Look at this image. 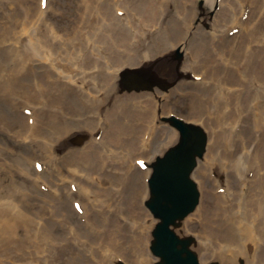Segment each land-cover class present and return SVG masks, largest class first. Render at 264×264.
Returning <instances> with one entry per match:
<instances>
[{"label": "bare ground", "instance_id": "obj_1", "mask_svg": "<svg viewBox=\"0 0 264 264\" xmlns=\"http://www.w3.org/2000/svg\"><path fill=\"white\" fill-rule=\"evenodd\" d=\"M32 1L0 0V264H151L148 248L159 224L144 208L148 197L155 198L147 181L154 161L180 140L175 129L160 122L172 114L174 100L184 104V119L202 124L211 135L196 176L216 205L200 208L218 216L239 205L250 188L264 191V175L248 176L247 158H231L233 166L211 169L227 139L219 132L225 116L213 128L201 121L202 101L222 114L227 95L254 111L243 127L252 145L258 149L256 141L264 138V83L257 98L237 89L222 92L210 81L224 72L229 85L239 82L233 66L211 67L206 49L240 22L227 0L220 1L219 11L202 17L196 29L195 18L182 29L171 16L181 8L197 15L200 0H80L68 23L54 24L48 20L50 13L60 15L52 7L54 0H47L45 9H36ZM252 1L258 0H243L241 11ZM64 5L60 3V11ZM257 16L264 18L262 11ZM263 45L254 47L264 56ZM176 52L183 55L182 62L173 60ZM49 62L56 71L47 67ZM134 67L146 69L143 73L153 83H145L154 85L139 91L130 83V91L121 87L122 72ZM254 73L264 81V68L255 67ZM154 80L165 83V90ZM137 105L143 111H136ZM120 150H125L124 159L115 158ZM17 153L33 168L24 176L3 177ZM143 159L145 170L137 165ZM37 163H42L41 171ZM209 170L215 173L210 184L202 181ZM224 175L233 181L229 184ZM127 182L135 186L133 201ZM219 189L225 193L219 195ZM79 201L83 214L74 206ZM250 206L251 199L246 208ZM132 212L138 218L135 227L129 222ZM224 232L231 246L216 249L210 263L233 264L243 258L246 264H264V227L242 221L239 229L226 227Z\"/></svg>", "mask_w": 264, "mask_h": 264}, {"label": "rangeland", "instance_id": "obj_2", "mask_svg": "<svg viewBox=\"0 0 264 264\" xmlns=\"http://www.w3.org/2000/svg\"><path fill=\"white\" fill-rule=\"evenodd\" d=\"M65 3L64 9H60V3ZM220 1L221 0H200L197 3V15H195L189 9H180L179 14H174L171 16V21L179 28H187L195 18V24L193 29L197 28L199 22L202 20V17L206 16L208 12L211 10H220ZM33 5L36 9H45L43 7V0H33ZM230 6L234 7V15L235 17H241L240 22L232 25V31L228 32L225 37H223L220 41H211L208 45V49L210 54V65L213 68L219 66L220 63L223 66H233L235 70V76L238 78L239 82L235 86L229 85L226 82L225 73L221 72L219 75H216L210 79L212 84L218 87V89L222 90V92H227V89L233 90H241L243 95L248 93H252L254 97L260 98L263 95L262 85L264 81H262L256 73H254L255 67H262L264 68V56L258 53V51L254 46H261L264 44V18L259 15L260 11L264 14V0L252 1L250 3V7L245 11H241V5L243 4V0L239 1H228L227 2ZM80 0H54L52 2L53 9H57L60 13L59 16H55L54 14L50 13L48 16V20L50 23H68L70 19L76 14V11L79 9ZM45 5L47 7V0H45ZM79 16H78V23H79ZM78 23L76 28H78ZM75 28V27H74ZM247 28V30H246ZM243 32L241 33V31ZM246 30V32H245ZM60 34L62 35V30L60 29ZM237 37V42L233 40L234 37ZM51 41V38L49 39ZM264 47V45H263ZM58 50V47L56 48ZM57 53L54 55L56 56ZM180 56V59H178ZM174 61L182 62L183 55L179 52H176L173 56ZM47 67L51 71H56V65L53 62H49ZM135 73L141 72L140 70L144 71L146 69H139L137 67L132 68ZM127 72V71H125ZM155 76V75H154ZM156 77V76H155ZM122 78V77H121ZM158 78V77H156ZM121 80V79H120ZM157 83V87L165 90L166 84L162 81H155ZM162 84V87L159 86ZM225 100L228 102L226 108L227 110L219 114L216 111L211 112L209 110V104L207 102L202 101L203 108H202V122L208 124L209 128H213L217 125V123L224 118L223 121L220 123L219 132L224 136L227 137L220 146L219 149L216 151L215 159L211 161V169L215 168L216 170H223L224 167L228 168L229 166H233L232 159L238 160H245L249 164H251L250 169L252 171L248 174L250 178H254L256 175H264V138L262 140L256 141V149L249 137L246 135L243 127L244 123L247 121L248 117H254L255 113L252 109H243L239 106V103L228 97L225 96ZM136 111L141 112L140 106H136ZM139 107V108H138ZM173 112L169 115V117H162L160 122L164 123L169 128H174L176 131L177 129L172 125L170 119L172 116L182 118L184 121L185 114L187 111L185 110L184 104L178 103L175 100L172 102ZM4 109V105L0 104V110ZM146 110V109H145ZM143 111V110H142ZM26 115H30L31 112L29 110H25ZM232 114H234L235 119L232 120ZM149 116L151 117L152 114L150 113ZM29 122L32 124L33 120L30 119ZM193 124L196 122L192 121ZM199 129L203 132L204 139L206 141L205 151L203 153L204 159L199 163L195 173L191 174V179L197 184V187L201 194V203L198 209L185 221L179 220L176 222L175 225H172L170 229L174 232L181 239H187L192 237L191 246L193 250L197 253V255L201 258V262L205 264H209L206 261L208 255H211L215 252L216 249L223 247L228 250V247L231 246V242H228L225 239L226 234L224 232L225 228L227 227H235V229H239L240 225L243 222L249 224L252 228L257 229L258 227H264V191L261 190L258 186L256 188H250L247 194H243V196L239 199V205H237L232 211H224L223 213L216 216L213 211L210 209L200 208L202 205H207L209 207H215L216 200L213 196H210L208 193L203 191L200 186V182L198 177L196 176L199 170V167L205 162L206 155L208 152V146L211 139V135L209 129L205 128L202 124L196 123ZM217 128L213 129V132H217ZM179 134L180 132L177 131ZM135 135L132 133L130 136ZM98 141L100 139H97ZM158 139L154 141L157 142ZM46 141V140H45ZM50 146L48 141L45 142ZM179 143V142H178ZM177 143V145H178ZM11 144H13L11 142ZM176 145V146H177ZM175 147H171L167 150V154L159 157V159H164L169 152H171ZM141 149V147H139ZM125 150H120L119 155L115 158H123L124 159ZM156 162V160L154 161ZM41 164V166H40ZM62 165V164H60ZM28 167H32L27 159L21 153L15 154L6 165V170L2 174L3 177L7 175H17V176H24L25 174L29 173L30 170ZM37 168L41 171L42 170V163H37ZM66 175V173H63ZM215 178V173H212L211 170L207 172V175L202 178L203 182L211 183V180ZM224 179L230 184L233 181L231 176L224 175ZM148 183V182H147ZM128 185V197L130 201H133L136 198V190L135 186L127 182ZM46 187V186H45ZM42 190L45 191V188L42 187ZM219 195H223L225 193L224 189H219L217 191ZM150 197H148L145 201L144 208L149 210V201ZM251 199V206L246 208V203ZM244 200V201H243ZM84 207V203H82ZM199 210V211H198ZM200 215L199 219H195V215ZM229 215L232 217L229 221H227L224 217ZM190 219V220H189ZM242 220V221H241ZM187 221L190 222L192 225L187 226ZM129 222L132 227H135L138 223V218L132 212ZM242 228L245 229V226L242 225ZM238 233H240L238 231ZM201 234V238L199 237ZM245 239L244 237H241ZM154 242V236L151 238V242L148 248V252L151 253V246ZM244 244L246 242H243ZM152 263L155 264L157 260L155 257L151 256ZM240 261L243 264H246V261L242 258L237 261V263L233 264H240Z\"/></svg>", "mask_w": 264, "mask_h": 264}, {"label": "water", "instance_id": "obj_3", "mask_svg": "<svg viewBox=\"0 0 264 264\" xmlns=\"http://www.w3.org/2000/svg\"><path fill=\"white\" fill-rule=\"evenodd\" d=\"M146 76L147 74L143 75L141 72L134 74L132 70H127L123 77L125 84H134L139 91L140 88L149 89L154 85H146L145 82H151ZM124 88L133 89L128 85ZM170 121L180 132V140L176 148L164 159H159L154 166L150 183L155 198H152L149 207L161 222L153 234L151 250L159 258L157 264H205L191 249V239L179 238L170 227L188 217L199 204L200 192L197 184L191 179V174L198 166L199 159L204 158L206 141L198 126L174 116ZM187 151L193 155L189 157ZM162 229L164 232L161 235ZM209 259L207 257L206 261L209 262Z\"/></svg>", "mask_w": 264, "mask_h": 264}]
</instances>
